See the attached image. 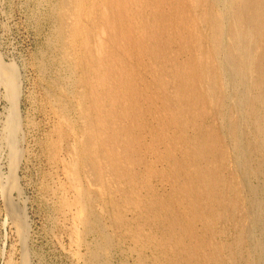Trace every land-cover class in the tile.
Listing matches in <instances>:
<instances>
[{
	"label": "bare ground",
	"instance_id": "1",
	"mask_svg": "<svg viewBox=\"0 0 264 264\" xmlns=\"http://www.w3.org/2000/svg\"><path fill=\"white\" fill-rule=\"evenodd\" d=\"M50 6L55 37L73 50L61 60L85 121L79 132L65 121L63 136L82 134L68 169L79 223L97 238L90 264H110L113 247L96 205L152 249L137 264H264V0ZM14 70L0 62L15 91Z\"/></svg>",
	"mask_w": 264,
	"mask_h": 264
},
{
	"label": "rangeland",
	"instance_id": "2",
	"mask_svg": "<svg viewBox=\"0 0 264 264\" xmlns=\"http://www.w3.org/2000/svg\"><path fill=\"white\" fill-rule=\"evenodd\" d=\"M55 2L0 0V62L15 68L17 81L14 91L0 74V264H90L89 246L97 239L86 235L79 223L83 212L68 169L69 147L82 134L64 137L69 129L65 121L74 123L76 132L85 121L76 98L66 89L74 75L61 60V54L71 56L73 50L62 48L47 19ZM58 77L60 86H52L50 80ZM89 178L80 175L83 186L95 194V182ZM92 208L112 239V249L103 254L110 264H137L139 254L151 262L152 249L142 250L123 229L111 227L105 210L99 205ZM134 214L128 212L127 218Z\"/></svg>",
	"mask_w": 264,
	"mask_h": 264
}]
</instances>
